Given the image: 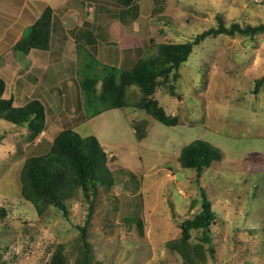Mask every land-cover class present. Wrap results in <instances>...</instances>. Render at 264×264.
Here are the masks:
<instances>
[{
    "label": "rangeland",
    "instance_id": "1",
    "mask_svg": "<svg viewBox=\"0 0 264 264\" xmlns=\"http://www.w3.org/2000/svg\"><path fill=\"white\" fill-rule=\"evenodd\" d=\"M144 12L149 13L142 23L147 26L148 46L141 57L156 52L158 43L192 40L216 26L217 17L227 26L264 23V0H163ZM85 57L90 59L88 66L81 61ZM100 64L88 49L76 66L79 79L100 73ZM179 73L176 80L158 79L154 93L165 111L177 116V124L164 125L134 105L140 94L131 86L130 107L103 111L76 130L81 136L97 137L114 177L110 192L100 190L88 228L94 257L101 264H182L166 242L179 239L178 222L197 212L200 193L195 171L182 168L178 154L187 143L202 139L221 151L217 164L199 179L216 214V262L264 264V86H256L264 76V31L205 36L193 45ZM2 132L3 264H47L59 244L73 255L77 226L87 215L80 191L67 201V215L51 204L36 208L21 195L24 161L46 154L54 136L40 133L30 138L25 127L0 119ZM132 210L143 219V235L129 219ZM197 235L192 231L190 246L198 241ZM199 258L198 264H213L206 252Z\"/></svg>",
    "mask_w": 264,
    "mask_h": 264
},
{
    "label": "trees",
    "instance_id": "2",
    "mask_svg": "<svg viewBox=\"0 0 264 264\" xmlns=\"http://www.w3.org/2000/svg\"><path fill=\"white\" fill-rule=\"evenodd\" d=\"M120 6H131L136 0H114ZM52 9L46 7L35 22L14 44L13 49L27 53L31 48L46 49L49 45ZM264 31V23L256 25H225L217 17V25L208 28L192 40L178 43H158L156 52L151 56L138 58L127 69L100 64L101 72L85 75L79 79L82 102L87 117L91 118L108 109L130 107L127 101V89L136 86L139 99L138 108L153 119L171 126L178 122L177 116L168 114L154 98L158 79L172 77L176 80L181 65L188 59L193 45H197L205 36L235 34H257ZM264 86V76L256 80V86ZM173 91V87L169 86ZM4 82L0 79V119L12 126L25 127L30 138L37 137L45 128V109L38 100H30L25 105L15 107L11 98H4ZM0 135L2 137L6 136ZM6 134V133H5ZM221 151L206 140L195 139L184 145L178 154L179 165L184 169L195 171L200 193V207L195 214L178 222L180 237L169 240L166 246L175 251L182 264H198L199 257L208 253L213 264H217L213 244L212 227L216 214L212 201L206 194L199 179L205 169L216 165ZM21 195L36 208L42 204H51L68 213L67 201L74 191L79 190L87 203V215L82 225H78L76 252L66 253L62 244L52 251L47 264H101L95 259L92 245L88 239V228L100 190L110 192L114 177L108 166V157L93 134L81 136L77 131L67 127L59 131L52 140L50 150L42 156L28 157L21 169ZM118 197L114 196L113 201ZM137 203V202H136ZM135 208L136 205H134ZM6 209L0 207V218ZM136 211L130 212L129 219L136 223L143 235V222ZM192 231L198 233V241L190 246ZM264 250V233H263ZM0 264H3L0 257Z\"/></svg>",
    "mask_w": 264,
    "mask_h": 264
},
{
    "label": "crops",
    "instance_id": "3",
    "mask_svg": "<svg viewBox=\"0 0 264 264\" xmlns=\"http://www.w3.org/2000/svg\"><path fill=\"white\" fill-rule=\"evenodd\" d=\"M142 1L120 6L114 0H0L3 97L11 98L15 107L40 101L45 109L42 133L55 136L67 127L76 131L90 119L84 111L76 66L88 49L101 64L119 69L134 64L148 46L147 26L142 23L149 13L144 8L153 9L163 0ZM46 7L52 9L48 47L27 53L14 50ZM81 61L90 65L87 57Z\"/></svg>",
    "mask_w": 264,
    "mask_h": 264
}]
</instances>
